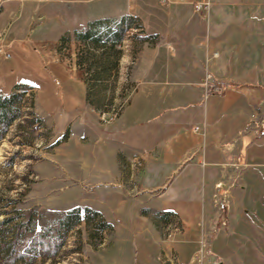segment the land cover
Masks as SVG:
<instances>
[{
    "label": "crops",
    "instance_id": "1",
    "mask_svg": "<svg viewBox=\"0 0 264 264\" xmlns=\"http://www.w3.org/2000/svg\"><path fill=\"white\" fill-rule=\"evenodd\" d=\"M196 1L202 0H5L0 7V41L19 55L17 64L26 53L16 42L34 25L42 29L56 20L47 69L57 84L72 76L61 37L73 39L89 20L129 15L148 35L136 50L127 100L106 128L85 127L82 120L93 109L84 94L62 100L42 90L37 97L39 114L59 134L69 130L68 138L89 144L92 154L88 160L78 156L80 180L71 188L81 196L77 205L99 211L112 225L113 239L139 241L146 257L156 246L159 254L188 258L203 226L212 240L211 228L220 222L212 201L219 181L228 189L221 215L229 231L215 240L234 238L241 225L250 236L264 237V130L245 131L251 119L264 118V0H211L207 13L193 9ZM213 52L219 56L208 68L227 88L204 97V59ZM62 160L70 163L68 156ZM153 198L155 206L148 205ZM143 208L171 211L183 230L163 238L161 218Z\"/></svg>",
    "mask_w": 264,
    "mask_h": 264
},
{
    "label": "rangeland",
    "instance_id": "2",
    "mask_svg": "<svg viewBox=\"0 0 264 264\" xmlns=\"http://www.w3.org/2000/svg\"><path fill=\"white\" fill-rule=\"evenodd\" d=\"M133 19L135 26L126 31L120 45L115 46L121 50L118 70L110 73L100 86L91 85V72L95 70L91 61L76 66L77 55L84 60L86 53L84 44L73 39H67L60 47L64 66L72 76L66 82L54 83L47 65L58 32L55 19L42 29L34 25L23 36L25 40L16 42L26 53L23 62L17 64L15 59L19 55L10 50L8 57L0 56V89L4 91L0 95L20 92L12 104V108H18L19 116L0 130V264H116L117 261H120L117 264H162L164 254H159L156 246L146 257L139 241L113 239L112 232L96 227L97 219L87 222L83 211L76 226L65 234L57 229L61 218L73 213L77 207H85L77 205L81 196L72 193L71 188L80 180L78 156L88 160L92 153L86 138L81 142L84 146L81 149L78 138H68L69 130L59 134L54 125L39 114L37 104L42 90L56 97L60 94L62 100H66L70 95H85L88 86L90 102L95 103H88L85 99V106L93 111H88L89 114L92 112L91 117L85 116L82 122L86 128L91 124H97L101 129L111 125L127 100L133 84L128 75L133 68L136 50L147 35H141L139 21ZM149 23V27L155 30V19ZM87 67L91 71L85 73ZM21 78L24 80L10 87ZM258 119L251 120L256 123ZM54 121L59 124V120ZM74 154L76 160L72 159ZM58 156L61 160L57 159ZM63 156H68L70 163L62 160ZM83 182L88 185L87 180ZM65 186L69 188L67 191ZM147 203L155 206V198ZM213 207L217 215V205L213 203ZM170 219L168 223L161 221L158 224L165 239L175 237L174 233L168 236L174 224H179L183 230V223L175 214ZM223 219L227 223L228 218ZM225 225L217 222L211 228V250L218 258V264H264V237L258 240L250 236L247 228L241 225L238 228L240 233H235L234 238L224 237L222 240L220 236L229 231ZM116 229L124 230L123 226ZM262 230V227L256 228L260 233ZM218 234L220 236L215 240ZM177 250L182 251L178 247ZM178 256L182 258L180 253Z\"/></svg>",
    "mask_w": 264,
    "mask_h": 264
},
{
    "label": "trees",
    "instance_id": "3",
    "mask_svg": "<svg viewBox=\"0 0 264 264\" xmlns=\"http://www.w3.org/2000/svg\"><path fill=\"white\" fill-rule=\"evenodd\" d=\"M135 24L136 22L132 16L123 15L118 18H97L89 20L83 28L73 31V40L82 42L85 46V53L87 54H85L84 60L77 55L76 66L81 67L86 61H91L90 65L95 67V70L91 72V85L100 86L101 83L107 80L110 73L113 71L117 72L121 50L115 48V46L117 44L120 45L126 31L135 26ZM68 38L69 36L66 35L61 37L59 49ZM88 71H91L90 67L86 68L85 73H88ZM85 83L87 85L88 79H86ZM87 87L85 93L86 102L94 104L95 102H90L88 94L89 88ZM19 95L20 92L16 93L13 91L8 96L0 95V130L2 126L6 127L19 116L18 108H12L15 98H18ZM81 211L85 213L84 219L87 222L90 219H97L96 227L106 229L109 232L113 230L112 225L104 219L99 211L87 206L83 208L77 207L73 213H68L65 217L61 218L58 222L57 229L65 234L68 230L75 227L80 220ZM141 212L151 214L154 218L157 216L166 223L171 221L170 216L174 214L171 211H153L148 208H143Z\"/></svg>",
    "mask_w": 264,
    "mask_h": 264
},
{
    "label": "built area",
    "instance_id": "4",
    "mask_svg": "<svg viewBox=\"0 0 264 264\" xmlns=\"http://www.w3.org/2000/svg\"><path fill=\"white\" fill-rule=\"evenodd\" d=\"M5 0H0V7ZM211 7V0H202L196 1L193 3V9L198 12L207 13ZM135 17V16H134ZM0 56L6 58L9 56V52L6 44L0 41ZM219 56L218 52H213L206 55L205 57V72L202 78V86L204 88V97L210 93L221 94L227 86L223 83L215 82L213 73L209 70L208 65L212 59H215ZM251 125V126H250ZM250 125L246 128L245 131L254 130L258 128L264 130V118H260L259 121L254 123L252 120ZM194 129H197L195 127ZM238 177V178H237ZM232 182V185H235V182H240V176L238 175ZM228 189L223 187L222 181H219L215 184V190L212 194V201L214 205H217L216 213L219 218H221L220 224L224 225L225 221L222 217L223 209L226 208L229 204L228 198ZM220 215V216H219ZM181 226L179 224H174L168 236L170 237L172 233H180ZM208 230L202 229L197 240H196V249L188 258H180L176 253H170L162 257V264H218L219 260L214 256L211 250V241L208 236Z\"/></svg>",
    "mask_w": 264,
    "mask_h": 264
}]
</instances>
